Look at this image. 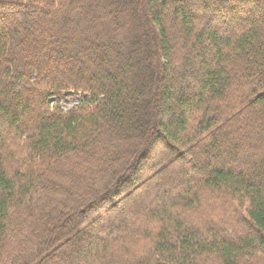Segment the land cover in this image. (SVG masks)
Wrapping results in <instances>:
<instances>
[{
	"label": "trees",
	"instance_id": "trees-1",
	"mask_svg": "<svg viewBox=\"0 0 264 264\" xmlns=\"http://www.w3.org/2000/svg\"><path fill=\"white\" fill-rule=\"evenodd\" d=\"M0 264H264V0H0Z\"/></svg>",
	"mask_w": 264,
	"mask_h": 264
},
{
	"label": "rangeland",
	"instance_id": "rangeland-1",
	"mask_svg": "<svg viewBox=\"0 0 264 264\" xmlns=\"http://www.w3.org/2000/svg\"><path fill=\"white\" fill-rule=\"evenodd\" d=\"M84 95L81 93H64L60 96V106L63 110L67 111L73 106L79 105L83 102ZM51 103H54V99H51Z\"/></svg>",
	"mask_w": 264,
	"mask_h": 264
}]
</instances>
